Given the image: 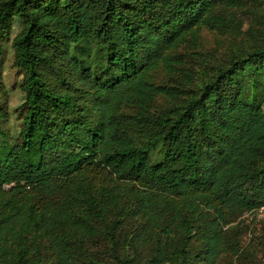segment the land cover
I'll list each match as a JSON object with an SVG mask.
<instances>
[{"label": "trees", "instance_id": "16d2710c", "mask_svg": "<svg viewBox=\"0 0 264 264\" xmlns=\"http://www.w3.org/2000/svg\"><path fill=\"white\" fill-rule=\"evenodd\" d=\"M245 6L0 0V54L13 21L21 24L10 44L23 92L14 139L0 103V264H86L88 238L103 229L113 240L137 215L120 264H140L145 248L144 264H217L239 253L230 223L264 207V12L246 37ZM203 29L235 41L186 99L174 80L187 64L177 51L197 48ZM159 98L175 103L160 109Z\"/></svg>", "mask_w": 264, "mask_h": 264}, {"label": "rangeland", "instance_id": "374dc122", "mask_svg": "<svg viewBox=\"0 0 264 264\" xmlns=\"http://www.w3.org/2000/svg\"><path fill=\"white\" fill-rule=\"evenodd\" d=\"M264 12L262 6L256 1L246 0V6L238 12L241 24V32L247 37V31L259 26L260 16ZM20 22L16 19L13 21L9 38L1 44L2 53L0 54V103L6 106L8 118L3 122V128L11 136L16 138L20 130V118L18 111L23 101V92L20 88L22 75L12 66L13 50L10 44L11 39L20 30ZM234 36L229 33H219L203 29L200 32V45L197 48L191 46L180 47L178 53L185 57L186 66L181 71V80L175 78V84L180 83L183 89V96L187 99L190 94L196 93L202 84L209 79L215 67L220 64L231 53ZM187 68V69H186ZM185 72V73H184ZM189 74V83L183 81L184 75ZM157 81L168 82L169 77L162 71L155 74ZM245 80V81H244ZM246 79L240 78L239 85L243 87ZM248 92V91H247ZM174 101L165 98H159L157 101L158 108L166 109L174 105ZM177 103V102H176ZM159 147L152 152L151 160L156 161L160 158ZM102 181L107 182L108 176L103 174ZM9 186H5V190ZM140 216L129 217L124 224L114 233V239L111 240L103 229L102 232L88 238L80 260L88 264V260H99L101 264H120L115 258L123 257L125 254L126 235H133L136 229L142 224ZM238 231L240 244L239 253L236 256L224 255L218 260L217 264H264V207L254 211L244 212L236 220L230 223ZM199 243L194 242L191 246V254L194 255L199 251ZM142 249L139 252L140 264H144L148 257V249ZM44 257H48L50 252L42 249Z\"/></svg>", "mask_w": 264, "mask_h": 264}]
</instances>
